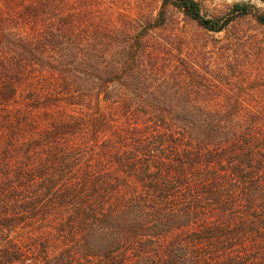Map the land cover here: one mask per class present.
I'll return each instance as SVG.
<instances>
[{"label":"trees","instance_id":"1","mask_svg":"<svg viewBox=\"0 0 264 264\" xmlns=\"http://www.w3.org/2000/svg\"><path fill=\"white\" fill-rule=\"evenodd\" d=\"M0 0V264H264V12Z\"/></svg>","mask_w":264,"mask_h":264},{"label":"rangeland","instance_id":"2","mask_svg":"<svg viewBox=\"0 0 264 264\" xmlns=\"http://www.w3.org/2000/svg\"><path fill=\"white\" fill-rule=\"evenodd\" d=\"M205 15L218 16L227 12L236 4H251L264 12V0H197ZM162 0H107L105 7H113L116 13L127 12L138 14L145 12L156 16Z\"/></svg>","mask_w":264,"mask_h":264}]
</instances>
